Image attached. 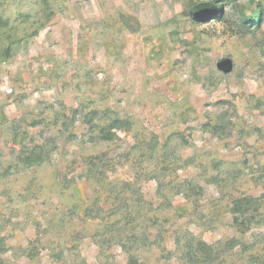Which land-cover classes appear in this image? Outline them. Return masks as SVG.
I'll return each mask as SVG.
<instances>
[{"label": "rangeland", "instance_id": "obj_1", "mask_svg": "<svg viewBox=\"0 0 264 264\" xmlns=\"http://www.w3.org/2000/svg\"><path fill=\"white\" fill-rule=\"evenodd\" d=\"M213 1L0 0V264H264V0Z\"/></svg>", "mask_w": 264, "mask_h": 264}, {"label": "trees", "instance_id": "obj_2", "mask_svg": "<svg viewBox=\"0 0 264 264\" xmlns=\"http://www.w3.org/2000/svg\"><path fill=\"white\" fill-rule=\"evenodd\" d=\"M220 1L225 0H214L213 2H203L199 4H195L191 8V13L197 20H208L209 18H217L220 19L221 17V9L216 5ZM233 1V0H227ZM222 65L225 66L227 62L221 61Z\"/></svg>", "mask_w": 264, "mask_h": 264}]
</instances>
